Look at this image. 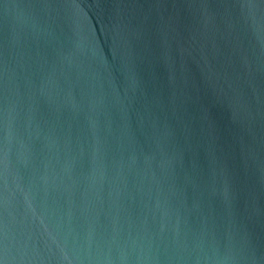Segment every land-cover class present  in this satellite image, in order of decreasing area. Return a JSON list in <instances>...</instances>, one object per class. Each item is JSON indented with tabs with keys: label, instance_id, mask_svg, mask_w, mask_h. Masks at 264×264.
<instances>
[{
	"label": "water",
	"instance_id": "obj_1",
	"mask_svg": "<svg viewBox=\"0 0 264 264\" xmlns=\"http://www.w3.org/2000/svg\"><path fill=\"white\" fill-rule=\"evenodd\" d=\"M0 264H264V0H0Z\"/></svg>",
	"mask_w": 264,
	"mask_h": 264
}]
</instances>
